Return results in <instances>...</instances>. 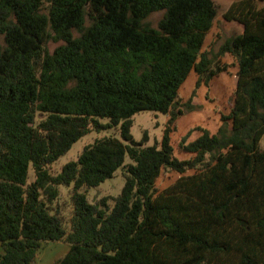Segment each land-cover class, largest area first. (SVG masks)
Returning <instances> with one entry per match:
<instances>
[{"label": "trees", "instance_id": "16d2710c", "mask_svg": "<svg viewBox=\"0 0 264 264\" xmlns=\"http://www.w3.org/2000/svg\"><path fill=\"white\" fill-rule=\"evenodd\" d=\"M217 13L213 0H0V264H34L53 242L69 246L54 264H264V0L235 1L223 17L242 31L202 51ZM226 54L233 107L214 134L188 132L181 160L173 125ZM142 112L169 116L160 142L135 141ZM118 170L121 192L89 201Z\"/></svg>", "mask_w": 264, "mask_h": 264}, {"label": "rangeland", "instance_id": "374dc122", "mask_svg": "<svg viewBox=\"0 0 264 264\" xmlns=\"http://www.w3.org/2000/svg\"><path fill=\"white\" fill-rule=\"evenodd\" d=\"M213 1L217 5L218 13L213 27L205 38L202 51L217 52L225 39L239 34L242 31V27L238 23L228 22L223 17V14L227 11V9L237 0ZM160 17L161 14L156 13L150 18L153 26H156ZM220 63L229 65L228 70L215 76L209 82L208 86L201 85L196 89L195 87L198 76L195 71H191L179 91L181 102L186 103L196 89V94L193 98V104L196 108L187 111L184 115L178 117L173 125L174 131H172L170 135L171 143L174 148V154L181 160H188L193 156L180 147L182 139L188 134V132L195 127H202L208 129L212 134H214L221 125V117L223 115H228L233 107L234 91L237 84V66L234 59L228 54L222 56ZM168 119L169 116L152 112H142L136 114L133 117L134 122L132 126V135L135 141H141L144 133L146 132L148 136L147 145H153L160 142ZM200 134L201 132L199 131H193L191 135L188 136L186 144L194 141L198 136H200ZM105 135H107V132H102L100 134L93 133L75 143L67 155L62 157L60 161L52 166V173L59 172L61 167L68 161L76 160L83 146L90 144L96 138L103 137ZM259 148H264V136L259 142ZM122 173V170H118L113 178L106 180L99 187L88 189L87 196L89 201L95 202L103 197L118 195L124 185V177ZM180 176L181 175L177 172H162L156 181L157 189L159 191L164 190L173 184ZM70 193L71 187H60V202L65 203L68 200ZM68 213L69 210L65 215L68 216ZM53 248V245L46 246L44 250L42 249V251H44L43 254L40 255L43 256Z\"/></svg>", "mask_w": 264, "mask_h": 264}, {"label": "crops", "instance_id": "0c3cea01", "mask_svg": "<svg viewBox=\"0 0 264 264\" xmlns=\"http://www.w3.org/2000/svg\"><path fill=\"white\" fill-rule=\"evenodd\" d=\"M48 245L49 246L53 245L54 248L51 249L49 252L45 253L43 256H41V255L43 254L44 251L41 250V252L39 253V255L40 254L41 255L37 256L34 264H54L57 259L64 256L69 250V246L63 242L47 243V244H45L44 248ZM44 248H43V250H44Z\"/></svg>", "mask_w": 264, "mask_h": 264}]
</instances>
